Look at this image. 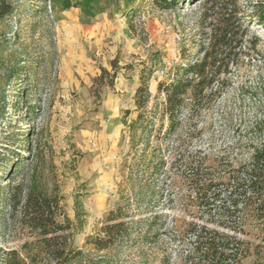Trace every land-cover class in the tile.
<instances>
[{
    "label": "rangeland",
    "instance_id": "rangeland-1",
    "mask_svg": "<svg viewBox=\"0 0 264 264\" xmlns=\"http://www.w3.org/2000/svg\"><path fill=\"white\" fill-rule=\"evenodd\" d=\"M7 1L12 11L0 20L1 250H20L39 238L8 202L11 188L32 185L60 200L64 217L57 219L69 225V242L91 252L87 239L120 202L127 166L143 153L166 162L154 176L161 186L156 209L161 217L154 228L164 233L148 247L150 264H163L161 258L180 264L190 248V223L229 234L235 232L219 225L243 223L236 235L251 246L260 244L252 212L234 210L231 223L218 211L198 209L188 183L177 168H168V150L179 136L181 152L192 153L213 183L226 182L228 172L245 167L264 144V30L251 10L257 0H237L243 44L229 66L226 90L193 119L195 131L185 113L168 139L162 135L164 95L157 85L168 81L177 65L200 59L207 47L203 0L176 9H159L153 0ZM103 69L116 73L112 84L107 75L100 77ZM141 72L149 91L144 113L153 114L154 122L147 140L141 138L144 126L129 129L138 113L133 99ZM143 166L147 177L148 161ZM253 262V257L244 261Z\"/></svg>",
    "mask_w": 264,
    "mask_h": 264
},
{
    "label": "trees",
    "instance_id": "trees-1",
    "mask_svg": "<svg viewBox=\"0 0 264 264\" xmlns=\"http://www.w3.org/2000/svg\"><path fill=\"white\" fill-rule=\"evenodd\" d=\"M196 1L153 0L159 9H176L182 3L192 5ZM236 6L237 0L200 2L203 19L209 20L207 47L201 49L200 59L177 65L173 68L172 77L157 85V91L164 95L160 118L166 123L162 135L167 139L181 128L185 113L188 126L195 131L197 126H193V119L226 90L229 66L235 63L243 44L240 41L242 23L237 18ZM251 10L254 22L264 30V0H257ZM11 11L12 4L0 0V20ZM101 71L100 77L107 75L112 84L116 73ZM140 80L133 99L138 113L129 129L136 128L138 124L144 126L141 138L147 140L152 136L154 122L153 114L144 113L149 103V91L143 72ZM156 135L159 137L160 134ZM182 139L179 136L168 150V168H177L174 171L188 183L196 199V207L216 214L218 211L224 221L231 223L234 210L252 212L260 244L251 246L236 235L241 232L243 223L237 228L219 225L234 231L233 234L190 223L186 229L190 248L181 255L180 264H245L249 257L254 259L252 264H264V144L255 149L245 167L228 172L226 182L213 183L207 177L205 167L194 160L192 153L181 152ZM146 161L150 171L147 177L142 169ZM165 163L162 156L148 158L143 153L137 163L127 166V190L120 202L105 214V221L97 234L87 239L86 245L91 252L77 249L69 242L66 234L69 225L57 219V216L64 217L57 197L44 195L32 185L27 189L14 186L8 194L13 213L18 211L20 220L39 238L35 243H24L20 250L0 249V264H150L148 247L164 233L163 228H154L155 221L161 217L156 213L161 186L154 176ZM169 178H172L171 172ZM175 234L178 242L183 240L182 233L175 231ZM166 261L167 258L160 259L163 264Z\"/></svg>",
    "mask_w": 264,
    "mask_h": 264
}]
</instances>
